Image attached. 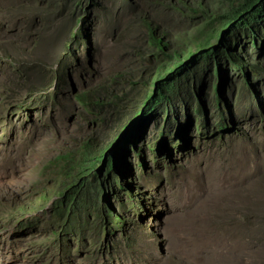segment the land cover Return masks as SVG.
Masks as SVG:
<instances>
[{"label": "rangeland", "instance_id": "1", "mask_svg": "<svg viewBox=\"0 0 264 264\" xmlns=\"http://www.w3.org/2000/svg\"><path fill=\"white\" fill-rule=\"evenodd\" d=\"M73 1L0 0V264H264V119L250 86L234 81L217 105L221 82L206 75L120 148L152 79L198 46L202 22L177 0H92L76 20ZM86 12L73 59L60 49ZM91 135L118 148L111 175L126 190L110 191L104 213L64 218L56 197Z\"/></svg>", "mask_w": 264, "mask_h": 264}, {"label": "trees", "instance_id": "2", "mask_svg": "<svg viewBox=\"0 0 264 264\" xmlns=\"http://www.w3.org/2000/svg\"><path fill=\"white\" fill-rule=\"evenodd\" d=\"M184 5L185 8H189V11L194 13H199V10L205 12L203 8V3H198V6L193 7L191 1L180 0ZM229 2L230 0H220V5L224 4V2ZM209 6L214 4V1L210 0L207 2ZM77 5H80V1L77 2ZM243 13L242 17L238 15ZM207 11V8H206ZM214 12H205L202 17L207 18L210 17ZM247 14H252V21H257L260 24H257L249 33L252 35L253 39V47H259L260 49L264 48V38L262 39L259 37L260 32H264V0H241L238 6L234 9L233 13L229 15V21L238 16L239 26L238 27H247L249 26L248 23L250 21L247 18ZM228 21V22H229ZM208 27H215L219 23H224V18L218 16L217 18L205 20ZM227 22V23H228ZM211 36H217L219 39V33L216 34V31L211 33ZM152 39L156 41V39L152 36ZM160 43V41L158 40ZM160 46V44H159ZM198 51H190L189 55L175 57L173 55L172 61L169 62L171 66L162 65L159 72L156 76L152 79V91L151 94L145 99L142 109L140 112L135 116L133 121L126 125L125 129V136L120 141L119 147L124 148L125 144L128 142L129 139L135 136V132L143 126V124L147 121V119L152 115L154 111L158 108H163L166 113H171L174 107L179 104L183 103L181 98H185L184 92L187 87L193 89V91L198 90L201 84L204 82L205 75L208 73L211 78H219L222 77L220 75L221 65H220V58H230L233 57V53L230 49L225 48L223 41L219 40V43L208 42L207 44L200 42L198 45ZM198 52V53H197ZM180 54V53H178ZM216 60L215 67L216 70L214 71L211 68V63ZM235 68L242 69L241 62L236 59L234 60ZM244 68V67H243ZM84 99V96L82 97ZM177 108V107H176ZM175 108V109H176ZM114 148V147H112ZM118 149V148H117ZM104 151L100 147L99 149L92 143L89 144L83 153V155L78 160L70 159L73 164L69 167V172L67 176L70 177V181L65 184V188L68 190L63 195L64 205L58 210L60 214L64 218H69L72 212L77 213V211L86 210L89 207L97 210L101 213L106 210V206L103 202L104 197L108 198L110 187H109V172L114 168V162L116 160V153L114 150L109 151L107 155V168L106 172L99 173L96 168L105 166L104 162ZM104 163V164H103ZM106 164V165H107ZM97 171V172H96ZM96 172V173H95ZM120 179L117 178L112 180V184H115V181H119ZM117 189V186H115ZM119 189H125L124 184H120ZM126 190V189H125ZM103 195H105L103 197ZM130 198L133 200L132 203L135 202V197L130 195ZM109 201V199H108ZM63 210V212L61 211ZM112 222L118 228H123L124 220L120 215H115ZM66 214V216H64Z\"/></svg>", "mask_w": 264, "mask_h": 264}, {"label": "clouds", "instance_id": "3", "mask_svg": "<svg viewBox=\"0 0 264 264\" xmlns=\"http://www.w3.org/2000/svg\"><path fill=\"white\" fill-rule=\"evenodd\" d=\"M80 1V5H77V2ZM125 2H127L128 4H133L134 1L133 0H124ZM182 8V11L185 9L187 12H189V15H197L199 18L197 19L196 22L200 21L202 22V26H201V30L202 32L199 35H202L201 38H198V45L200 42L207 44L208 42L212 43L213 42H217V44L219 43V40L223 41L225 48H228L231 50V52L233 53V57L230 58H225V57H221L219 62L221 65V71L219 72L220 75L222 77L219 78H211V81H217L219 80L221 83V89L220 87L217 88L218 92H219V96H216V100H217V105L221 104V101H223L225 104V100H221L220 96L221 94L224 92V90L227 89H231L234 90L236 89V86L234 85V81H239V85L242 87V82L246 85V86H250L249 90L247 91V94H249V96L254 99L257 100V104L255 105L254 109H253V113L254 116L256 118H263L264 119V48L260 49L258 46L255 48L253 47V39H252V35H249L250 31L257 25L260 24L257 21H252V14H247V18L250 19L247 27H238L239 26V17L243 16V13L246 12V10L244 12H242L241 14H239L237 17L231 19L229 21V15H231L234 11V9L238 6L239 2H241V0H230L229 2H224V4L220 5V0H212L214 1V4L212 6H209L207 4V2H209L210 0H192V4L194 5L191 8H194L196 6H198V3H203V8L205 10V12H214L210 17L204 18L202 17V15L205 13L202 10H199V13H194L192 11H189V8H185V5L180 1L177 0ZM186 1H191V0H186ZM92 0H74L72 3V9H73V18H76V20H78V11L80 10H86L89 8V4H91ZM98 3V1H96V4ZM207 8V11H206ZM203 13V14H202ZM87 12L84 16V19L82 20L83 23L78 27V29L76 31H73L74 34H72L73 40L68 39L65 41V43L61 46V52L66 53L70 56H72V58L74 59L75 57L78 56V48L75 45V43L78 41V38L80 37V35L83 33V31L86 29L87 26V22H89V16H87ZM224 18V23H219L217 26L215 27H208L207 23L205 22V20H210V19H214L217 18L218 16H221ZM87 16V17H86ZM229 21V22H228ZM195 22V23H196ZM228 22V23H227ZM143 23L145 25V29H147L149 31L150 34V39L155 42L157 45L160 44L161 46H165L164 42L162 41V38L159 37L158 34H156V28L153 25V23L148 20V17L145 16V18H143ZM213 31H216V34L219 33V39L217 38V36H211V33ZM152 36L156 39V41H154L152 39ZM259 37H261L262 39L264 38V32L261 31ZM158 40L160 41V43L158 42ZM198 46L196 48H194L192 51L196 52L198 51ZM181 54V52H178ZM190 53V52H189ZM189 53L187 55H189ZM198 53V52H197ZM238 59L242 66V69H237L235 68V63L234 60ZM216 60H214L211 63V68L215 71L216 67ZM157 74V73H156ZM206 75H209L208 73ZM205 75V76H206ZM156 76V75H155ZM210 76V75H209ZM205 79H204V83H205ZM238 85V86H239ZM187 91L191 92V94H193V89L190 87H187L185 92ZM197 91V90H195ZM84 96V99L82 98ZM197 96V95H196ZM79 99L82 102L86 103V100L88 99L86 94H81L79 96ZM178 109V107L176 109H174L173 111H176ZM227 128H229V125L225 124V122H223V125L221 126L222 131L226 130ZM129 141V140H128ZM92 143L99 149L100 147L102 148V150L104 151V162L106 163V159H107V155L109 151L114 150L115 153H117V148L114 147H110L111 149L107 148H103V144H98L97 140L95 139L94 135L89 136V138L84 139L81 143V155H79L80 157L83 155L85 148ZM137 154H140V152H136ZM79 157V158H80ZM78 158V159H79ZM77 159V160H78ZM116 160H117V155H116ZM115 160V162H116ZM115 162H114V167H115ZM71 164H73V162L70 160L69 164L67 165V172H66V178L67 181H65L63 183L62 188H65V184L67 182L70 181V177L67 176V173L70 171L69 167L71 166ZM104 164V163H103ZM108 165V164H107ZM107 165H103V169H105V167ZM100 168V167H98ZM98 168H96V170L98 171ZM102 169V168H101ZM102 169V170H103ZM114 169V168H113ZM112 169V170H113ZM96 171V172H97ZM95 172V173H96ZM104 172V171H103ZM102 172V173H103ZM106 172V170H105ZM104 172V173H105ZM119 178L118 179H123V173L122 171H119ZM110 177H112L113 179H116V177H113L111 175V171L109 172V187L110 189L113 191L115 188V186H117V189L119 190V186L120 184H124L123 182H121L120 180L117 182L115 181V184H112V180ZM125 189H126V184H124ZM66 191L68 190L67 188H65ZM125 189H120V190H125ZM110 190V191H111ZM66 191L63 192H59L56 197V201H62L63 200V195L65 194ZM105 196V195H104ZM109 197L106 198L104 197L103 200H107L108 205L110 207L111 203H110V197H111V192H109ZM109 199V201H108ZM108 207V208H109ZM111 213L113 214L114 212L111 210ZM119 215V214H116ZM115 216V214H113V217Z\"/></svg>", "mask_w": 264, "mask_h": 264}, {"label": "bare ground", "instance_id": "4", "mask_svg": "<svg viewBox=\"0 0 264 264\" xmlns=\"http://www.w3.org/2000/svg\"><path fill=\"white\" fill-rule=\"evenodd\" d=\"M20 171V170H19Z\"/></svg>", "mask_w": 264, "mask_h": 264}]
</instances>
